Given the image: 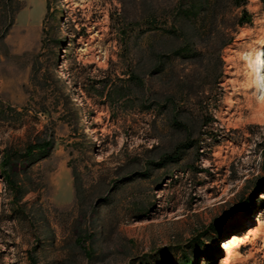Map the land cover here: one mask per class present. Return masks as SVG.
Instances as JSON below:
<instances>
[{
  "label": "rangeland",
  "instance_id": "rangeland-1",
  "mask_svg": "<svg viewBox=\"0 0 264 264\" xmlns=\"http://www.w3.org/2000/svg\"><path fill=\"white\" fill-rule=\"evenodd\" d=\"M239 2L0 0V264H264V4Z\"/></svg>",
  "mask_w": 264,
  "mask_h": 264
},
{
  "label": "trees",
  "instance_id": "trees-1",
  "mask_svg": "<svg viewBox=\"0 0 264 264\" xmlns=\"http://www.w3.org/2000/svg\"><path fill=\"white\" fill-rule=\"evenodd\" d=\"M244 2L243 5L246 4V0H242ZM261 2L264 4V0H261ZM235 4L237 6L240 5L239 0H235ZM251 23V17L248 14V12L246 10L243 11L242 16L240 17V19L238 20V25L242 26L244 24H250ZM52 146V140H46V139H37L35 144H29L27 145V147L24 149L23 153L20 154L22 158H24L27 162H31L33 159L36 160H40L43 159L45 157H47V155L49 154V150ZM36 153H38L36 155ZM18 154L19 153H15L13 156H8L4 162V169H6V174L9 177H12L14 174V170L16 169V162L18 160ZM33 160V161H34ZM16 161V162H15ZM21 190H19V198L22 197L24 195V192H20ZM204 247V246H203ZM207 251V254L209 253V256L211 255L209 249L210 248H205ZM191 260L184 257V259L181 261L180 264H190Z\"/></svg>",
  "mask_w": 264,
  "mask_h": 264
},
{
  "label": "bare ground",
  "instance_id": "bare-ground-1",
  "mask_svg": "<svg viewBox=\"0 0 264 264\" xmlns=\"http://www.w3.org/2000/svg\"><path fill=\"white\" fill-rule=\"evenodd\" d=\"M246 62L250 67L252 85H254L256 89L262 86L264 94V81L261 83L264 77V47L252 49L249 55L246 56ZM227 262H229V260H227Z\"/></svg>",
  "mask_w": 264,
  "mask_h": 264
}]
</instances>
